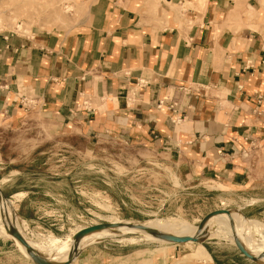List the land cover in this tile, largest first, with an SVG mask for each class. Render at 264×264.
<instances>
[{"label": "crops", "instance_id": "obj_1", "mask_svg": "<svg viewBox=\"0 0 264 264\" xmlns=\"http://www.w3.org/2000/svg\"><path fill=\"white\" fill-rule=\"evenodd\" d=\"M80 3L68 29L0 31V112L32 105L88 143L171 148L183 176L247 186L234 158L264 141V0Z\"/></svg>", "mask_w": 264, "mask_h": 264}, {"label": "rangeland", "instance_id": "obj_2", "mask_svg": "<svg viewBox=\"0 0 264 264\" xmlns=\"http://www.w3.org/2000/svg\"><path fill=\"white\" fill-rule=\"evenodd\" d=\"M81 1L0 0V31L30 36L68 29L83 13ZM260 14L264 36V9ZM176 152L171 148L151 152L117 139L88 143L57 128L32 105L17 120L0 112V196L12 202L26 239L43 248L57 244L55 253L64 252L46 256L49 251L45 255L36 248V255L47 261L67 263L80 251L72 264H256L243 256L236 246L241 244L264 264L259 235L264 229V141L249 143L234 158L250 177L248 189L245 181L237 187L231 180L183 176V169L168 159V153L176 158ZM3 216L0 264H37L33 252L13 237L12 224ZM246 221L261 228L251 233L232 234L229 228L213 233ZM128 222L150 232L109 231ZM153 223L163 224L164 233L172 236L185 229L183 224L212 235L202 243L206 251L194 250L189 242L163 240ZM103 224L110 226L82 248L83 241L95 236L94 232L84 236L83 231ZM50 237L56 244L46 241ZM209 258L212 262L206 263Z\"/></svg>", "mask_w": 264, "mask_h": 264}, {"label": "bare ground", "instance_id": "obj_3", "mask_svg": "<svg viewBox=\"0 0 264 264\" xmlns=\"http://www.w3.org/2000/svg\"><path fill=\"white\" fill-rule=\"evenodd\" d=\"M0 199H2L3 201H0V212L4 215L3 217L6 218V221H8V223L12 224L10 227V232L11 234L15 235V238H16V235H19L21 237V239H24L29 246H31L34 250H37L36 248L39 249V251H42L44 254L46 252L49 251V254H45L46 256H54V257H59L61 255H64V252L60 253L59 254H56L55 252L59 251L58 250V247H57V244L56 242L53 240V238L50 237V239H46V241H49V243H52V242H55L56 246L54 245H50V246H43L40 244V242H33V241H29L28 239L25 238L24 234H23V230L21 229V226H20V220H19V216L17 215V213L14 211V209L12 210L10 204L12 203L10 200H7L5 199L4 197L0 196ZM0 213V214H1ZM3 220V218H2ZM161 223H163V221H161ZM110 226V225H109ZM109 226H106V227H109ZM185 229H183L181 232H178L177 234H175L174 236L175 237H192V238H199L200 240H202L203 237H209L210 235L212 234H207L199 229V228H195V227H190L189 225L187 224H183L182 225ZM9 227V226H8ZM105 226H102L100 227L101 229L97 230L95 233V236L94 238L92 237V239L90 241H83V244L80 245L82 248L83 246L87 243H90L91 241H94L96 240L97 238H100L102 236V230L106 228ZM151 227L154 228V231H160V235H162V239L163 240H166V237L168 236H172L170 234H165L164 231H165V226H163V224H160V223H153L151 225ZM219 227V224H217V226L214 227V230H216L217 228ZM227 229L229 228V231L228 233H232V234H237V233H251V232H255L256 230L260 229V224L257 223V222H249V221H246V222H240V223H235V224H232L230 226H226L224 228H219L217 230V232L213 231L214 234L222 231L223 229ZM156 229V230H155ZM148 230L150 232V229L149 228H146L144 226H140L139 224H135V223H119L114 229H110L109 231H111L113 234L112 235H115L114 233L116 234H121V233H126V232H144ZM99 231V232H98ZM152 231V232H154ZM257 232V231H256ZM110 233V232H109ZM226 233V232H225ZM108 234V233H107ZM111 234V233H110ZM90 235V234H89ZM101 235V236H100ZM109 235V234H108ZM156 235V234H155ZM259 235H260V239H262L264 241V229H262L261 232H259ZM86 236V235H85ZM88 236V235H87ZM91 236V235H90ZM85 237L83 236L82 240L84 239ZM90 238V237H89ZM17 239V238H16ZM56 239V238H55ZM87 239V238H86ZM57 240V239H56ZM78 240V239H77ZM80 240V238H79ZM44 241V243L46 242ZM43 242V241H41ZM59 242V241H58ZM79 243V242H78ZM59 244V243H58ZM40 247H39V246ZM188 245H191V249H194V250H201V251H206L205 247H203L202 243L201 242H189ZM78 246V245H77ZM84 246V247H85ZM264 246V245H263ZM76 247V246H75ZM60 248V247H59ZM62 248V247H61ZM60 248V250H61ZM80 248V247H79ZM78 248V249H79ZM77 251V250H76ZM51 252V253H50ZM80 251H78L77 253H79ZM196 252V251H195ZM212 260L209 258L207 259L206 263L209 262Z\"/></svg>", "mask_w": 264, "mask_h": 264}, {"label": "water", "instance_id": "obj_4", "mask_svg": "<svg viewBox=\"0 0 264 264\" xmlns=\"http://www.w3.org/2000/svg\"><path fill=\"white\" fill-rule=\"evenodd\" d=\"M223 213H224V210L223 211L215 212V213L211 214L210 216H208L205 220L210 219V218L215 217V216H218V215H221ZM102 226H105L106 227V226H109V224H103L101 226H93V227L87 228V229H85L83 231L82 235L85 236V235H88L90 233H93V232L101 229L100 227H102ZM13 237H15V235ZM16 238L22 243V245L28 251L33 252V258H34V262L35 263H37V264H60L58 262H52L50 260L47 261V259L44 258V257H42V256L41 257L40 256H37L36 255L37 251H35L31 246H29L28 243L24 239H21V237L19 235H16ZM206 238H207V236L206 237H203L202 240H200L199 238H192V237L168 236V237H166V240L167 241H170L171 243H174V244H185V243H188V242H201V243H203ZM236 246L238 247V249L240 250V252L243 254V256H245L247 259L251 260L252 262H254L256 264H259L257 262L256 257H254L253 255H251L250 253H248V251H246V249L241 244H237ZM80 253H77L76 256H73L71 258V260L68 261L67 263H62V264H72V262L79 256Z\"/></svg>", "mask_w": 264, "mask_h": 264}]
</instances>
